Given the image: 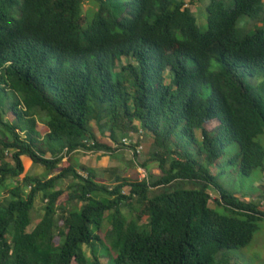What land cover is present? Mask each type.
I'll return each instance as SVG.
<instances>
[{
    "label": "trees",
    "instance_id": "16d2710c",
    "mask_svg": "<svg viewBox=\"0 0 264 264\" xmlns=\"http://www.w3.org/2000/svg\"><path fill=\"white\" fill-rule=\"evenodd\" d=\"M184 3L0 0V264H235L228 251L251 242L264 219L244 199L264 191V28L237 24L264 1L199 3L204 30ZM132 133L151 139L144 162ZM127 147L143 177L109 185L72 160ZM24 155L44 171L20 179Z\"/></svg>",
    "mask_w": 264,
    "mask_h": 264
},
{
    "label": "rangeland",
    "instance_id": "374dc122",
    "mask_svg": "<svg viewBox=\"0 0 264 264\" xmlns=\"http://www.w3.org/2000/svg\"><path fill=\"white\" fill-rule=\"evenodd\" d=\"M210 0H200V1H194V2H187L186 0V4L188 5V7L194 12V16L196 18V22L197 25L200 27L201 30H204L206 28V10L204 8V6H200L199 3H205V5L208 4ZM226 3L228 5L231 4L232 0H225ZM264 1V0H263ZM264 8L261 11V13H259L256 17H241L238 24H237V30L238 32H250L253 31L257 28H264ZM216 124V121H211L210 124L208 125V127H213ZM37 130L42 134L44 133V131L46 130V128L44 127V125H42L41 123L37 124ZM140 133H132L130 135H128L126 138L129 140V144H134L135 141L137 139H139V141L136 142V146L135 148L137 150H139V152L137 153V156L135 157V160L140 162H144L145 160V155L147 152V147L149 146V143L151 141L150 138L145 139L144 141L146 142V144L144 145V142L142 141V139L140 138ZM109 139L108 137V133L105 134V137ZM110 140V139H109ZM127 140V141H128ZM141 146V147H140ZM83 149H79V151H81ZM132 148H125V149H120L118 151H116L114 153V156H117L118 161L121 162L123 159L124 161H126V165L125 168L127 169V173L130 176H139V177H143L144 175H146V173L144 172V170L142 168H140V171L134 170L132 168L129 167V162L132 160V154L131 151ZM84 151V150H83ZM78 152V154L73 153V161L74 162H83V164H86L88 162H93L95 160V162L97 163L96 165V172L98 175L102 174L101 170L99 168V162L97 161L98 159H102L104 156L105 158H107V164H113L114 163V159L112 157H114L112 155V157L109 156V154H103L102 152H91V151H87V152ZM81 154V155H80ZM49 156V154H47ZM97 156H99V158H97ZM8 157V155L6 156ZM88 157V158H87ZM65 160V159H64ZM22 162H23V171L22 173L19 175V178L21 179L24 174H31V175H38L39 173H42L44 171V167L40 166L38 164H35L31 161V159L29 157H27L26 155H24L22 157ZM64 163V162H62ZM151 166V171L153 173H158V170L153 167V165ZM211 172L212 173H216L217 172V168L215 166H211ZM258 172H254V175H257ZM100 177H102V175H100ZM98 179H100L98 177ZM256 177H251L250 179H248L251 182H255ZM111 183V182H110ZM63 184V182H62ZM66 183L63 184V186H65ZM109 184V183H108ZM110 185V184H109ZM244 187H246V185H244ZM243 186L238 185V188L240 189V191H246V189ZM249 189H251L249 187ZM124 192H127L128 187H124L123 188ZM260 189L257 188L255 192L253 193L251 196H248L244 199H250L252 201H254L255 203L259 204V205H263L262 208H264V191L262 190L261 192L259 191ZM6 194L5 189H0V194ZM210 195H211V200L209 202V205L214 207L215 203L213 202V199L216 197V194L210 190ZM238 196H240V193L237 194ZM250 197V198H249ZM64 199H66V192H64L58 199V203L62 202ZM42 201L40 199V196H37L36 200H35V204H34V209L32 210L31 214H32V222L29 224V226L27 227L28 231H33L36 228L37 225V221L39 220V217L42 213L41 207H42ZM219 211H222V208H218ZM127 210L125 209L124 212H126ZM258 225V229L257 231L254 233L253 238L251 240V242L249 244H247L246 246L240 248V250H231L228 251L229 254L233 255V260L235 262V264H264V219H261L257 222ZM104 227L107 228L108 225L107 223L104 224ZM57 240V237H56ZM86 255L88 254V250L86 249V247H83ZM100 259L102 260V262L106 261L105 257H100Z\"/></svg>",
    "mask_w": 264,
    "mask_h": 264
},
{
    "label": "crops",
    "instance_id": "0c3cea01",
    "mask_svg": "<svg viewBox=\"0 0 264 264\" xmlns=\"http://www.w3.org/2000/svg\"><path fill=\"white\" fill-rule=\"evenodd\" d=\"M103 140L104 141H107V142H111L109 139H107V138H104L103 137ZM102 140V141H103ZM83 150H81V151H77L75 154H78V152L80 153V152H82ZM83 152H87V151H83ZM91 152H102L103 154H108V153H105V152H103V151H91ZM81 155V154H80ZM109 156L110 157H112L110 154H109ZM88 158V157H87ZM97 158H99V156H97ZM113 159H114V163L113 164H107V158H105V156L102 158V159H98L97 161L99 162V165H100V167L101 168H99L100 170H101V172H102V174H100V175H102V177H100V175H98L97 174V172H96V165H97V163L95 162V160L93 161V162H88V163H86V164H84V165H87V166H89V167H91V168H93V170L95 171V173H96V176H97V180L98 181H100V182H105V183H110V182H113V180H114V177L117 175V174H121V175H129L128 173H127V169L125 168V163H123L122 161L121 162H119L118 161V157H112ZM77 163H81V164H83V162L81 161V162H77ZM137 171H140V167H136L135 168ZM145 172V171H144ZM98 177L100 178V179H98Z\"/></svg>",
    "mask_w": 264,
    "mask_h": 264
},
{
    "label": "clouds",
    "instance_id": "9594fccd",
    "mask_svg": "<svg viewBox=\"0 0 264 264\" xmlns=\"http://www.w3.org/2000/svg\"><path fill=\"white\" fill-rule=\"evenodd\" d=\"M187 2H194L193 0L190 1V0H187ZM184 6L188 7V5L186 4V0H185V3H184Z\"/></svg>",
    "mask_w": 264,
    "mask_h": 264
},
{
    "label": "built area",
    "instance_id": "2783aa9c",
    "mask_svg": "<svg viewBox=\"0 0 264 264\" xmlns=\"http://www.w3.org/2000/svg\"><path fill=\"white\" fill-rule=\"evenodd\" d=\"M125 141H127V140H125Z\"/></svg>",
    "mask_w": 264,
    "mask_h": 264
}]
</instances>
